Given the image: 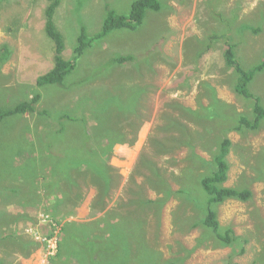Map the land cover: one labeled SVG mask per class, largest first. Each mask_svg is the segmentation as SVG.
Masks as SVG:
<instances>
[{
    "label": "rangeland",
    "instance_id": "374dc122",
    "mask_svg": "<svg viewBox=\"0 0 264 264\" xmlns=\"http://www.w3.org/2000/svg\"><path fill=\"white\" fill-rule=\"evenodd\" d=\"M132 1L60 0L54 22L64 38V57H73L81 27L88 35L99 32L107 7L124 14ZM47 3L48 0H0V47L6 45L10 51L8 60L0 68V109L30 97L34 90L42 94L33 114L0 121V259L29 264L34 254H46L43 242L42 247H33L32 255L20 248L37 230L48 238L54 235L55 228L46 221L39 218L43 226H36L38 222H35L37 214L50 216L47 207L57 193L55 185L45 187V183L56 175L55 162L62 157L65 145L72 137L85 132L84 123L91 132L97 118L105 123L110 111L113 120L108 122L122 128L126 139L137 142L132 146L117 143L109 158L121 180L111 192L107 207H117V214L127 212L129 215H121L115 228L118 241L131 239V249L120 253L104 251V264H264V118L258 130L224 132L232 145L223 185L252 192L247 200L227 198L214 206L220 225L231 227L235 236H241L233 245L221 246L213 236L205 237L198 224L201 207L191 200L188 203L183 196L171 195L160 210L145 208L137 217L129 214L134 205L123 206L131 199L136 184L144 188L147 198L155 199L160 195L150 188L143 176L149 174L140 163L144 154L159 166L173 190L179 188V180L191 178L186 186L193 195L206 196L198 183L199 177L189 173L191 169L205 170L199 162L189 167L186 155L190 149L169 148L168 153H159L150 143V136L164 138L166 142L168 136L179 134L173 129L156 131V125L164 122L163 115L177 116L192 129L196 153L211 161L215 146L207 139L212 141L222 135L221 127L213 126L207 138L204 128L193 121V116L171 104L179 102L200 112V103L208 104L213 93L231 106L228 110L232 120L234 110L252 113V98L243 97L233 89L238 76L233 68L226 66L224 51L226 42L236 43V57L247 69L262 59L264 0H166L161 11H147L138 29H114L104 38L94 40L76 60V67L67 79L79 81L71 90H59L57 85L39 88L36 84V78L53 63V43L44 32ZM248 26L261 29L254 34ZM118 55H132L133 59L118 65L112 61ZM250 90L260 97L264 107V70L256 74ZM75 105L79 110L75 115H84V121L67 119L63 126L68 130L59 134L44 130V126L58 129L63 109L74 111ZM42 108L49 114L45 123L37 125V112ZM207 112L214 117L224 113V108L212 105ZM129 123L135 124L137 129H131ZM28 125L33 131L24 133ZM26 141L34 147L30 153L24 149ZM50 142L58 145L53 148L48 145ZM94 143L91 139L88 146ZM41 155L44 160H39ZM80 186L84 192L81 204L71 215L61 214L59 219L84 223L103 217L100 211L93 212L90 208L95 187L84 182H80ZM32 187L36 189L35 195ZM28 191L31 192L28 194ZM200 204L205 210L206 204L203 201ZM28 227L32 228L31 232ZM12 250H19L18 255ZM57 251L58 242L56 254ZM134 252L138 253L139 261ZM55 256L50 260L44 255L43 264H77L65 256ZM178 257L179 260L172 261ZM34 258L38 259L34 264H39L40 255ZM98 258L99 252L96 253ZM83 264L91 263L86 260Z\"/></svg>",
    "mask_w": 264,
    "mask_h": 264
},
{
    "label": "trees",
    "instance_id": "16d2710c",
    "mask_svg": "<svg viewBox=\"0 0 264 264\" xmlns=\"http://www.w3.org/2000/svg\"><path fill=\"white\" fill-rule=\"evenodd\" d=\"M166 0H133L130 3L129 11L127 13H119L113 8L107 7L106 19L103 22L102 29L93 34L88 35L84 27H81L80 33L77 36L76 44L73 48V57L65 58L63 55L65 49V42L62 33L58 30L54 22L55 9L58 7L60 0H48V3L44 9V32L49 40L53 43V63L52 67L45 73L39 75L36 78V84L39 88H43L47 85H57L59 90H71L73 86H76L77 82L67 81L68 77L72 74L76 67V60L83 54L85 49L91 46L94 40L102 39L111 30L114 29H129L136 30L143 23L147 11L151 10L152 13H157L162 10L165 6ZM246 27V25H245ZM248 28L254 33L260 31V27ZM227 48L224 51L225 64L229 68H233L237 74V79L233 85V89L239 95L246 98H252V113L243 114L234 110L233 120L229 114L228 108L231 107L226 102L219 100L213 93L212 97L207 104L200 103L199 109L194 110L186 108L180 103L173 102L171 105L177 106L182 111L188 113V116H193V121L204 128L205 136L208 135L209 131L212 130L213 126L215 129L221 127L223 134L213 138L211 141L208 136L207 140L212 142L215 149L211 151V161L205 160L200 154L196 153L195 149V137L192 129L186 125L183 121H180L178 117H172V115H163L164 122L156 125V131L169 132L170 130L179 131V134H174L167 137V141L164 138L161 140L157 139L156 136H150V143L156 148L155 151L159 153L169 152V148H180L188 147V155L186 160L189 162V167L196 166L197 162L202 163L205 167L203 172H195L193 169L189 173L194 175L196 178L199 177L198 183L206 196L203 198L193 195L190 188L186 186V181L191 178H184L179 180V188L173 190L168 184V180L162 173L159 166L154 162L151 157L142 155L140 163L144 165L149 174L143 175L145 181L154 189L159 196L155 199L147 198L144 194V188L140 184H136L132 190L131 199L124 204L134 205L133 213L136 217L145 208L149 210L152 207L160 210L165 204L166 199L171 195H180L185 197L184 199L190 203V200L197 206L201 207V217L198 220V224L204 230V236L217 239L221 246H231L241 236H235L234 231L231 227L221 226L217 218V212L214 206L221 204L227 198H236L240 200H247L251 197L252 192L247 188L238 189L236 187H227L223 183L227 179V172L229 169V162L227 155L231 148V140L224 134L226 130H234L237 132L247 130H258L260 122L264 118V107L261 104V99L255 93L250 90L251 83L258 72L264 70V56L261 60L254 62L251 68H246L242 65L235 52L236 43L226 42ZM228 49V50H227ZM10 51L8 46L2 45L0 47V68L8 60ZM133 59L132 55H118L112 61L115 64H123ZM42 94L34 90L30 97L15 101L11 106H4L0 109V121L11 118L22 116L24 114H33L36 111V105L39 103ZM212 105L224 108V113L217 114L214 117L208 114L207 110L211 109ZM72 109H63L59 115L62 119L59 121L58 129L50 130L47 126H44V130H48L50 134L62 133V131L68 130L67 127L63 126L64 121L69 119L71 122L78 121L79 119H85L84 115L77 116L75 113L79 112L76 110V105ZM82 112V111H80ZM49 112L42 108L37 112L36 123L37 125L45 123ZM111 112L105 116L106 122L103 123L98 117L96 125L92 128L91 132H88L84 123L83 129L85 132L77 137H72L71 142L63 150L62 157L55 162V173L56 175L49 178L45 183V187L52 185L56 186L57 193L53 197V201L49 204L48 212L50 216L57 220L59 215L65 214V217L71 215L75 209L81 204L84 199V192L80 186V182H84L90 186H94V196L90 202L91 211H100L103 214L101 219H96L86 222H75L66 221L62 226L60 225L57 232L58 251L55 257H67L70 261H74L77 264H83L88 260L91 264H104L106 250L118 251V253L129 248L131 249V243L125 240H117L118 232L116 231V223L121 215H127L126 213H118L117 207L111 209L107 207V204L111 198V192L114 191L121 180V175L118 169L109 163V158L112 154L114 145L117 143L124 144L129 143L136 144V139H126L122 128L118 127L115 123L108 122L113 120V114ZM183 116V115H182ZM212 121H215L213 124ZM113 122V121H112ZM212 125V126H210ZM37 127V126H36ZM129 127L133 130L137 129L129 123ZM37 130V129H34ZM42 130V132L44 131ZM31 128L26 126L25 132H31ZM93 139L94 145L88 146L89 142ZM48 145H52L54 148L58 145L57 142H50ZM54 145V146H53ZM32 143L26 141L24 149L26 152H31L33 149ZM75 149V151H73ZM42 151L40 152V154ZM44 158V155L39 156V160ZM42 160V161H43ZM50 160V159H49ZM29 161V160H28ZM140 164V165H141ZM84 167L81 169V167ZM188 167V168H189ZM177 178V177H176ZM178 179V178H177ZM44 187V188H45ZM34 195L36 189L32 187ZM31 191H28V194ZM203 193V192H202ZM162 194V195H161ZM130 198V197H129ZM33 199V197H31ZM201 201L206 204L205 210L201 206ZM151 211V210H150ZM118 216V217H117ZM203 217V218H202ZM104 224V225H101ZM54 229V227H51ZM52 236L49 235V237ZM123 236H126L125 234ZM129 236V235H128ZM3 240V238H1ZM244 241H247L245 239ZM37 245L31 241H26L25 246L20 247L24 251L27 250L29 245ZM81 248H78V247ZM244 249L241 250L243 252ZM100 253V258L96 259V253ZM139 261L138 253L134 252ZM161 260V256L159 253ZM53 257L50 258L52 260ZM180 258L173 259L177 261ZM170 261V260H169ZM171 261V262H172ZM0 264H3V259H0ZM237 264V263H233Z\"/></svg>",
    "mask_w": 264,
    "mask_h": 264
},
{
    "label": "clouds",
    "instance_id": "9594fccd",
    "mask_svg": "<svg viewBox=\"0 0 264 264\" xmlns=\"http://www.w3.org/2000/svg\"><path fill=\"white\" fill-rule=\"evenodd\" d=\"M37 216L39 217V218H41V219H44V216H48V218H47V223L48 224H50V225H52L53 223L56 225V226H60L61 225V221L63 220V221H67L69 218H64V219H57V220H54L52 217H50L48 214H45V213H41V214H37ZM38 225H41L40 223H37L36 224V226H38ZM41 226H43V225H41ZM42 228H45V227H42ZM31 227H28V232H31ZM42 231H43V229H42ZM36 234H38V235H42V236H46V235H43L42 233H39V231L37 230V232H35V233H32V235L33 236H30L31 237V239L30 240H27L26 239V241H31V242H33V243H36L37 245L36 246H39L40 245V247H42V245H41V241H39L38 239H36V237H35V235ZM15 238H16V240H18V238L19 237H17V235L15 234ZM29 238V237H28ZM6 241V240H5ZM31 245V244H30ZM29 245V246H30ZM27 247V250H29V248L30 247ZM35 245H32V247H34ZM43 248H44V250L46 249V247H45V244L43 243ZM34 251V250H33ZM46 252V251H45ZM47 255V257H48V259H50L51 257H54L55 255H56V253H53V254H46Z\"/></svg>",
    "mask_w": 264,
    "mask_h": 264
},
{
    "label": "built area",
    "instance_id": "2783aa9c",
    "mask_svg": "<svg viewBox=\"0 0 264 264\" xmlns=\"http://www.w3.org/2000/svg\"><path fill=\"white\" fill-rule=\"evenodd\" d=\"M47 218H48V216H44L43 220L47 222ZM52 225H55V224L53 223ZM55 233H57V232H55ZM35 237H36V239H38L39 241H41L45 244V247H46L45 251L48 255L54 253L53 249L56 247V243H55L54 238H48L47 236H42V235H38V234H36Z\"/></svg>",
    "mask_w": 264,
    "mask_h": 264
},
{
    "label": "crops",
    "instance_id": "0c3cea01",
    "mask_svg": "<svg viewBox=\"0 0 264 264\" xmlns=\"http://www.w3.org/2000/svg\"><path fill=\"white\" fill-rule=\"evenodd\" d=\"M31 239V237H29V238H27V240H30ZM5 246H7L6 245V241H5ZM11 247V246H10ZM9 247V248H10ZM30 248H29V250H27L28 251V253H29V255H32L33 254V247H32V245H30L29 246ZM12 248V247H11ZM12 253H14V254H16V255H18V253H19V250L18 251H14L13 252V250H12ZM41 252H38V253H36V254H34V255H40V263L39 264H43L44 262H42V259H43V256L45 255V254H40ZM34 255L31 257V259L29 260V264H34V263H36L37 261H38V259L37 258H34ZM5 258H6V256H5ZM44 260V259H43ZM3 264H14V261H10V262H7L6 260H3Z\"/></svg>",
    "mask_w": 264,
    "mask_h": 264
},
{
    "label": "bare ground",
    "instance_id": "6f19581e",
    "mask_svg": "<svg viewBox=\"0 0 264 264\" xmlns=\"http://www.w3.org/2000/svg\"><path fill=\"white\" fill-rule=\"evenodd\" d=\"M209 47V46H208ZM228 50V49H227ZM51 217V216H50ZM63 225V223H61V226ZM52 227H54V235L49 237V238H54L55 240V243H56V247L53 249L54 250V253L56 252V249H57V233L55 232H58V228L59 226H55V225H51ZM44 253H45V250L43 249ZM46 255V254H45Z\"/></svg>",
    "mask_w": 264,
    "mask_h": 264
},
{
    "label": "water",
    "instance_id": "95a60500",
    "mask_svg": "<svg viewBox=\"0 0 264 264\" xmlns=\"http://www.w3.org/2000/svg\"><path fill=\"white\" fill-rule=\"evenodd\" d=\"M36 220H37V222L39 223V217L38 216H35V222H36ZM47 254V253H46Z\"/></svg>",
    "mask_w": 264,
    "mask_h": 264
}]
</instances>
